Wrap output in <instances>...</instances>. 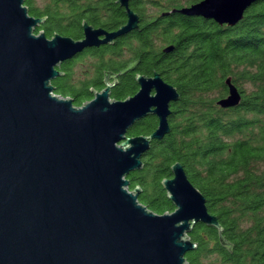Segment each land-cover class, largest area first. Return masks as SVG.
Listing matches in <instances>:
<instances>
[{
  "label": "water",
  "instance_id": "obj_1",
  "mask_svg": "<svg viewBox=\"0 0 264 264\" xmlns=\"http://www.w3.org/2000/svg\"><path fill=\"white\" fill-rule=\"evenodd\" d=\"M130 1H117L125 26L109 33L85 22L77 41L37 35L43 19L29 15L25 0H0V264H186L197 224L223 232L180 163L162 181L173 213L155 214L139 202L140 187L129 190L152 142L170 133L180 99L160 74L138 75V93L124 101L111 100L114 84L82 107L55 95L62 63L138 29ZM257 2L203 0L174 11L233 27ZM226 86L217 106H240L238 89L230 79ZM149 116L158 119L154 133L127 135Z\"/></svg>",
  "mask_w": 264,
  "mask_h": 264
},
{
  "label": "trees",
  "instance_id": "obj_2",
  "mask_svg": "<svg viewBox=\"0 0 264 264\" xmlns=\"http://www.w3.org/2000/svg\"><path fill=\"white\" fill-rule=\"evenodd\" d=\"M117 1L106 0L110 9L103 6L98 15L106 18V28L118 31L126 13ZM201 1L165 0L158 13L161 21L149 25L145 19L159 5L132 0L129 7L144 24L113 45L86 49L62 63L61 76L52 85L55 95L82 107L107 84H114L111 100L124 101L138 93V75L160 74L180 99L171 105L170 133L152 142L143 169L128 177L129 190L140 187L139 202L155 214L173 213L162 181L172 178L171 167L180 163L223 228L220 232L197 224L187 235L197 248L186 254V264H264V0L233 27L174 11ZM67 2L49 0L38 6L25 0L31 17L50 18L37 35L82 40V20L94 22L85 14L103 0ZM68 19L71 26L64 22ZM228 79L242 101L222 109L217 102L228 96ZM157 127L158 119L149 116L127 135L150 136Z\"/></svg>",
  "mask_w": 264,
  "mask_h": 264
},
{
  "label": "flooded vegetation",
  "instance_id": "obj_3",
  "mask_svg": "<svg viewBox=\"0 0 264 264\" xmlns=\"http://www.w3.org/2000/svg\"><path fill=\"white\" fill-rule=\"evenodd\" d=\"M64 1H68L67 3H70V2H72L73 0H64ZM106 0H103V3H100V4H98V6L96 5V6H94L92 9V11L91 12H87L86 14H85V16H87V17H89V19H93L94 20V22H91V21H88L86 18L85 19H83L82 20V23H81V28H82V32H83V37H82V39H84V29H83V24L86 22L89 26H92L93 28H95V29H102V30H104V31H106V32H109V33H112V32H115V31H117V29H108V28H106L105 27V25H104V23H103V21L106 19V18H101L99 15H98V12H99V9H100V12H101V9H104V11L105 10H109L110 9V7H106L105 6V4H106V2H105ZM132 1V0H131ZM130 1V2H131ZM164 1L165 0H150V2H152V4H158L159 6H158V12H156L155 10H154V8H153V10H152V14H150V15H148V17H147V19H145V21L147 22V24H149V25H153V24H155V22H160L161 21V18L159 17V14L158 13H160V11L162 12V9L164 8ZM118 4V3H117ZM104 6V8H102ZM107 8V9H106ZM120 8H122L121 6H120ZM124 9V8H123ZM125 10V9H124ZM125 13H126V10H125ZM157 13V14H156ZM41 18V17H40ZM49 17H44V19H43V23L39 26V27H41V26H43L46 22H48L49 21ZM113 23L115 22L116 24H118L117 23V21H115V20H113V19H110ZM127 21H128V17H127V14H126V22L123 24V25H121V26H124L125 24H127ZM65 23H66V26H71V24H73V22L71 21V19H68V21H64ZM115 24V25H116ZM144 24V20L142 19V18H140V22H139V26H141V25H143ZM120 26V27H121ZM225 26V25H224ZM38 27V28H39ZM37 28V29H38ZM36 29V30H37ZM105 46H108V45H103V46H100V47H94V48H101V47H105ZM89 49H91V48H89Z\"/></svg>",
  "mask_w": 264,
  "mask_h": 264
},
{
  "label": "rangeland",
  "instance_id": "obj_4",
  "mask_svg": "<svg viewBox=\"0 0 264 264\" xmlns=\"http://www.w3.org/2000/svg\"><path fill=\"white\" fill-rule=\"evenodd\" d=\"M37 5L39 6L41 3L48 2L49 0H35ZM247 88V86H246Z\"/></svg>",
  "mask_w": 264,
  "mask_h": 264
}]
</instances>
